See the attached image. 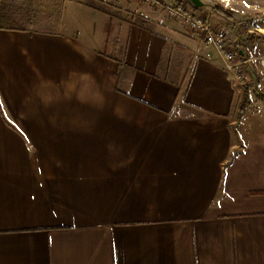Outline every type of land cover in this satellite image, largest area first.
Masks as SVG:
<instances>
[{
	"label": "crops",
	"instance_id": "1",
	"mask_svg": "<svg viewBox=\"0 0 264 264\" xmlns=\"http://www.w3.org/2000/svg\"><path fill=\"white\" fill-rule=\"evenodd\" d=\"M232 6L211 16L257 79L241 118L222 53L162 9L0 29V97L26 122L0 125V264H264V40L232 30L257 7L264 35V0Z\"/></svg>",
	"mask_w": 264,
	"mask_h": 264
},
{
	"label": "rangeland",
	"instance_id": "2",
	"mask_svg": "<svg viewBox=\"0 0 264 264\" xmlns=\"http://www.w3.org/2000/svg\"><path fill=\"white\" fill-rule=\"evenodd\" d=\"M2 0H0L1 2ZM7 4L8 15L15 21L18 27L25 29L29 32H55L60 29L62 24V9L64 6H68L71 9H81V7L95 9L97 11L106 13L112 22L119 26L123 23L131 25L147 26L143 18L136 12L130 11L134 7V4L141 5L139 0H3ZM207 5V9L214 11L216 6H221L226 10H231L232 5L241 4L243 0H202ZM251 4H255L256 0H249ZM253 13L251 16H242L241 20H237L233 24V32L242 35L244 32L250 40H264V35L258 31H254L257 25L262 22L261 10L257 7H251ZM231 12V11H230ZM235 14V12H231ZM214 24L220 28L224 26L210 18ZM250 32H247L249 31ZM109 54H113L112 47L114 43L118 44V38L116 36L109 35ZM229 42L233 46L234 50L238 52L235 56V60L231 63L227 62V66H231L232 71L237 75L235 82H237L238 88L245 90L249 88L250 84H257V79L253 76V69L249 66L247 56L244 58L241 56L240 49L243 47L240 45V41H234L231 37ZM112 50V53L110 52ZM114 56L118 55L115 53ZM5 99V100H4ZM4 102L3 105L1 102ZM13 98L11 94H4V98L0 97V125L16 124L24 122V118H16L15 114H18L12 108Z\"/></svg>",
	"mask_w": 264,
	"mask_h": 264
},
{
	"label": "built area",
	"instance_id": "3",
	"mask_svg": "<svg viewBox=\"0 0 264 264\" xmlns=\"http://www.w3.org/2000/svg\"><path fill=\"white\" fill-rule=\"evenodd\" d=\"M143 5L163 10L169 16L185 22L205 45L218 49L224 59L231 63L238 54L229 42L228 33L210 19L213 11L195 7L190 0H139ZM232 70L231 66H229Z\"/></svg>",
	"mask_w": 264,
	"mask_h": 264
},
{
	"label": "trees",
	"instance_id": "4",
	"mask_svg": "<svg viewBox=\"0 0 264 264\" xmlns=\"http://www.w3.org/2000/svg\"><path fill=\"white\" fill-rule=\"evenodd\" d=\"M217 12H219L222 15H227L228 13L226 11H224L222 8L217 7ZM17 24L15 23V21H13L9 16H8V9H7V4L5 3V1H1L0 2V29H14L17 28ZM112 25L111 23H108V27H107V32L108 34L112 31ZM241 53V51H240ZM256 77V76H255ZM255 92L259 95L262 94V92L260 90H258L257 88L255 89ZM243 99V104L242 107L239 111V117L241 118L244 113L245 110L247 108L249 99H248V89L246 88L244 91V95L242 97Z\"/></svg>",
	"mask_w": 264,
	"mask_h": 264
},
{
	"label": "water",
	"instance_id": "5",
	"mask_svg": "<svg viewBox=\"0 0 264 264\" xmlns=\"http://www.w3.org/2000/svg\"><path fill=\"white\" fill-rule=\"evenodd\" d=\"M190 2L198 8H201L204 5V2L202 0H190Z\"/></svg>",
	"mask_w": 264,
	"mask_h": 264
}]
</instances>
